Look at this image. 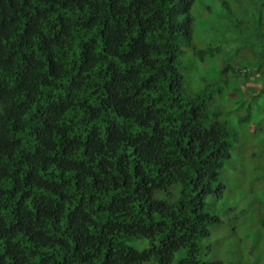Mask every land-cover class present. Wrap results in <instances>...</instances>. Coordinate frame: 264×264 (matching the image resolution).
<instances>
[{
    "label": "trees",
    "instance_id": "16d2710c",
    "mask_svg": "<svg viewBox=\"0 0 264 264\" xmlns=\"http://www.w3.org/2000/svg\"><path fill=\"white\" fill-rule=\"evenodd\" d=\"M152 263L264 264V0H0V264Z\"/></svg>",
    "mask_w": 264,
    "mask_h": 264
},
{
    "label": "rangeland",
    "instance_id": "374dc122",
    "mask_svg": "<svg viewBox=\"0 0 264 264\" xmlns=\"http://www.w3.org/2000/svg\"><path fill=\"white\" fill-rule=\"evenodd\" d=\"M229 195H231V194L229 193ZM209 229L212 230V235L210 236L209 243L207 244L208 246H205V248L207 247V249H206V256L204 257V259L209 260L210 247L211 246H215L216 247V253L219 256L224 257L225 259H229V257L225 254V251L228 249V244L225 241H223L219 245L218 244L217 245L213 244V241H214L213 235H215L217 232H218L217 239L218 240H224L223 232H222L221 228H219V231H218V226L217 225H212ZM140 245L141 244H138L137 246L139 247ZM152 264H157V263H152Z\"/></svg>",
    "mask_w": 264,
    "mask_h": 264
}]
</instances>
